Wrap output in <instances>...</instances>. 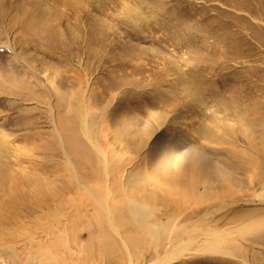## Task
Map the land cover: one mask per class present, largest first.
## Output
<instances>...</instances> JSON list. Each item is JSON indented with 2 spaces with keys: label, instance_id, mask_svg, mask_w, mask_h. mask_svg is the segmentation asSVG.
Returning <instances> with one entry per match:
<instances>
[{
  "label": "rangeland",
  "instance_id": "374dc122",
  "mask_svg": "<svg viewBox=\"0 0 264 264\" xmlns=\"http://www.w3.org/2000/svg\"><path fill=\"white\" fill-rule=\"evenodd\" d=\"M0 140L19 264H264V0H0ZM127 199L184 229L181 257L123 245L107 217Z\"/></svg>",
  "mask_w": 264,
  "mask_h": 264
},
{
  "label": "bare ground",
  "instance_id": "6f19581e",
  "mask_svg": "<svg viewBox=\"0 0 264 264\" xmlns=\"http://www.w3.org/2000/svg\"><path fill=\"white\" fill-rule=\"evenodd\" d=\"M10 52L14 58H20L19 54L16 52L14 47H10ZM53 85L54 84L52 82L49 83L50 88ZM52 92H53V90H52ZM53 95H55V94L53 93ZM68 96H70V95L68 94ZM55 100H57V99H55ZM67 102H68V100H67ZM66 105H67V103H66ZM46 108L49 111L50 121L53 124L55 132H56L57 136L60 138V142H61L62 147H63L64 138L61 134L65 131V129L60 125L61 117H59L60 113L58 111V108H56L55 105H46ZM65 108H66V111L70 113V111H71L70 105H68ZM84 119H85V116H83V118L81 119L83 131L86 128ZM0 142H1V140H0ZM1 146H0V154L3 151L2 150L3 146L2 147ZM70 147H71V145H70ZM93 147L97 153L101 152L95 145ZM63 152H64L66 163L69 164L70 166H72L70 156L64 150H63ZM184 161H186L185 158H184ZM73 177L75 180L76 187L84 189L87 194H90L93 197V199L96 201L97 206L100 207L104 212L108 213L110 216L112 207H110L109 204H107L109 199H107L106 197H103V199H100L99 195L97 194V190L92 189V187L87 188L85 186V184L79 180L78 175L74 171H73ZM123 179H124L123 181H119V183H121L122 185L119 183L115 184V186H124V188H126V189H119V192H117L118 188H114L113 192H112L111 188H109V187H111L109 180L106 182L105 188H107V190L109 191V196H113V198H116V199H117V197L123 198V196L126 195L128 189L133 190V189L137 188L136 183H137V180H139V178L136 175H129L128 174ZM141 185H145V184H141ZM96 194L98 197L96 196ZM5 196L9 197L7 195H5ZM122 198H120V199H122ZM125 202L127 204L126 210L130 214L131 218L126 219L123 216L121 210H119L118 208H115L112 212L113 216H111V217L113 219L110 220L109 217H107V220L109 222L113 221L114 223H116V226L118 229H119V227H120V229H125V231H123V235H120V233L118 232V229L117 228L115 229L112 227L113 231L115 232L117 237L120 238L123 245H125L128 248H135V247L139 246L140 243L144 240L145 233L149 232V235L153 239H156V241H155L156 244H157V241H160L163 243V247L165 248L164 250L166 252L171 251V249H173L175 252L178 253V255L180 257L184 254L185 250L183 249V245L181 244V235L184 232V229L182 227L174 229V228H172L173 225L166 226L165 224H163L161 222H154L150 226L148 221H146L145 218L142 216L141 206L137 205L136 201H133L131 199H127ZM161 226H163V228H162L163 230H161ZM170 234H172L174 236L172 241L168 240ZM115 243L116 242H114L109 237L105 242V244L108 247H110L112 250L116 249ZM208 244H212V243L208 242ZM151 245H153V244H151ZM158 245L159 244L155 245V248H154L156 252L159 248V247H157ZM13 248H14L13 245H9L7 247H4V246L0 247V264H6L4 262L5 260L10 261V264H19L20 263V259L15 257V255H14V251H13L14 249ZM157 257H159V256H157ZM132 259H130L129 264H134V261ZM23 264H32V260L29 259L27 261H24ZM152 264H157V263H152Z\"/></svg>",
  "mask_w": 264,
  "mask_h": 264
}]
</instances>
